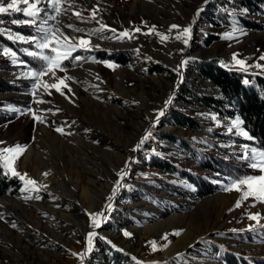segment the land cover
Masks as SVG:
<instances>
[{
	"label": "rangeland",
	"instance_id": "374dc122",
	"mask_svg": "<svg viewBox=\"0 0 264 264\" xmlns=\"http://www.w3.org/2000/svg\"><path fill=\"white\" fill-rule=\"evenodd\" d=\"M39 7L46 10L41 13L46 25L13 24V19L27 17L0 14V29L7 37L8 32L40 35L38 27L59 29L69 37L90 39L91 45L73 53L84 59L64 62L67 71H56V78H73L66 81L71 92L62 89L65 95L34 87L31 72L37 69L16 51L15 62L0 52V81L15 88L0 92V149L24 146L14 166L39 188L22 191L25 181L16 176L19 191L0 197L11 201L0 209V264H110L108 246L145 264H226L228 253L264 258V202L252 196L242 199L247 186H232L238 178L261 175L250 167V160L241 158L250 155L245 145L249 150L257 147L235 129L227 131L235 119L199 100L200 95H222L197 71L199 61L214 59L229 69L264 75V67H256L264 65V30L245 27L240 17L247 12L237 0H63L60 15L48 0H41ZM198 9L203 10L197 16ZM251 18L264 24V14ZM97 21L107 29L89 37V31L99 29ZM172 25L179 27L170 31ZM187 27L190 38L183 34ZM124 31L132 38L118 39ZM211 37L217 40L209 45ZM11 40L23 44V50L40 51L33 42ZM4 48L12 50L0 40ZM122 51L133 53L127 65L97 54ZM45 54L53 55L48 50ZM234 54L245 61L244 67ZM151 63L167 71L150 73ZM41 80L56 82L51 74ZM161 110L164 114L157 121ZM183 118L201 128L182 124ZM240 128L246 131L242 124ZM149 131V138L133 151ZM208 157L220 160L219 171L207 169ZM152 158L169 161L219 188L200 197L196 185L153 167ZM0 160L11 175L7 162ZM121 169L127 175L113 195ZM96 213L103 216L90 215ZM256 214L259 223L249 219ZM89 233H95L92 251Z\"/></svg>",
	"mask_w": 264,
	"mask_h": 264
},
{
	"label": "trees",
	"instance_id": "16d2710c",
	"mask_svg": "<svg viewBox=\"0 0 264 264\" xmlns=\"http://www.w3.org/2000/svg\"><path fill=\"white\" fill-rule=\"evenodd\" d=\"M240 8L247 12L246 17H240L245 27L255 30H264V24L251 18L258 14H264V0H237ZM212 22L215 23L214 19ZM30 32V30H28ZM214 38V39H212ZM0 40L4 42L13 51L20 53L24 61L28 62L32 68L39 70L44 66V62L34 56L27 55L23 50V44L9 39L3 32H0ZM217 40L215 37L209 39L211 45ZM98 56L102 60H111L118 65H127L132 57L131 51H122L117 53L99 52ZM67 62V61H65ZM150 73H164L167 70L163 65L151 63L148 68ZM197 71L205 80L211 81L221 91L222 97L218 95L198 96L199 100L207 107L215 110L222 116L230 119H239L243 122V128L252 137V144L258 149H264V75L251 74L239 69H229L224 67L217 60L199 61ZM247 81V83H245ZM11 83L0 81V92L14 91ZM182 124L190 127L201 128L195 120L183 118ZM169 139H174L168 136ZM179 142L185 143V146L193 151V147L185 140L178 138ZM240 141V140H239ZM197 157V156H195ZM215 157H208L205 165L211 171H219ZM153 167L161 169L170 174H178L198 188V195L204 197L212 195L218 190V186L207 179L200 178L188 171L174 165L164 159L152 158ZM21 187V180L8 173L3 162L0 160V197L16 194ZM108 262L110 264H145L129 258L123 252L108 246ZM226 264H264L262 257H245L235 253H228L225 257ZM148 264V263H146Z\"/></svg>",
	"mask_w": 264,
	"mask_h": 264
},
{
	"label": "snow or ice",
	"instance_id": "6c2138e0",
	"mask_svg": "<svg viewBox=\"0 0 264 264\" xmlns=\"http://www.w3.org/2000/svg\"><path fill=\"white\" fill-rule=\"evenodd\" d=\"M63 0H48L49 5L53 9V11L56 13V15L61 14V7ZM207 2V0H205ZM41 3V0H0V14H9L12 13H23L27 19L18 20L13 19V24H29V25H37V22L40 21L41 24L46 25L47 20L41 19V13L45 12V9H42L39 7ZM23 4L25 7H20L19 5ZM203 9H198L197 16L199 15V12ZM98 9H94L91 12V19L95 20L97 15ZM77 17L83 19L81 17V14L79 12L74 13ZM51 19H55V16H51ZM97 23L100 24L99 29H95L92 31H89L87 35L91 37L92 35H96L98 32H101L105 29H107V25L100 23V21H97ZM0 24H3V21L0 20ZM68 27H72V25H68ZM178 25H172L169 29L170 31L172 29L178 28ZM109 31L115 32V29H108ZM154 30V26L152 29H150V32ZM4 29H0V32H4ZM74 32H83V29L79 28H73ZM136 31H140L139 28L136 29ZM37 32L40 33V35H32L25 37L23 35L19 34H12L11 32H8L9 39L13 40H19L23 41L25 43L33 42L34 47L36 49H39L40 51H28L24 50L27 55L34 56L39 58L40 60L44 61V66H42L39 70L32 71L31 76L35 80L36 85H41L44 89H55L57 92H59L61 95H65L63 92V88H67L69 92H71V88L66 83V81L73 79L72 77L65 76L63 78H56V71H63L66 72L67 68L64 65L65 61H70L72 63L79 62L80 60L84 59L81 56H73V53L76 52L78 49H85L88 50L91 45L90 39H84L83 37H69L64 35L60 32L59 29H56L55 31L52 30V28H46V27H38ZM183 34H186L190 38L191 34V27H187L183 29ZM60 37L63 39V43H60ZM128 37L132 38L131 34L128 31H124L119 33V38ZM177 38H180L179 36ZM227 38H231V34H228ZM161 39H167L165 36H161ZM73 41H76L75 43ZM186 45L188 44V40L185 39L183 41ZM98 47V46H96ZM45 50H48V52L53 53V55L45 54ZM0 52H3L5 55H10L13 59V62H15L16 53L10 49L4 48L0 49ZM236 55L234 54L233 59H236ZM261 60H264V55L260 57ZM94 62L95 58H93ZM183 63H186L183 62ZM236 63L239 64L241 67L245 66V61L236 59ZM108 67L114 68L117 67V65L113 64H107ZM256 67H264V65L257 64ZM51 74V77L55 78L56 82H53L51 84L47 82H43L41 80V77ZM247 83V81H245ZM49 94H51L49 92ZM171 97L168 101H166V104L171 103ZM164 114V111L161 110L157 115V121L159 119V116H162ZM36 120H40L41 118L39 116L34 117ZM215 119V117H213ZM243 122L237 117L235 120L232 121L231 126L228 127L227 131L229 133L233 132L235 129L239 134H242L243 136L247 137L248 139H252L248 135L247 131H244L240 128V125ZM57 131L63 133L62 129H57ZM151 135V132L149 131L147 135L141 138L139 144L136 146V148L133 149V151H136L140 148V146L144 143L145 140L149 138ZM3 143V142H0ZM244 148L246 151H250V155L242 156V159L250 160V167L253 169H259L261 172V175L259 176H248L245 178H238L237 180L232 181V186L236 187L237 190H239L240 185H246L248 190L244 192L242 199H246L249 196H252L256 198L257 200H260L261 202H264V149H257V148H251L248 149V146L245 145ZM25 151L24 146L21 145H15L12 148H2L0 149V159L5 160L6 166L9 167V170L11 172V175L13 176H19L21 180L25 181V188L21 189L22 191L30 190L29 186H31L32 190L39 191V188L37 187V182L31 178H27V173H24L21 175L15 168V161L19 159V156L23 154ZM128 167V165H125V169ZM125 169H121V171L117 174L119 176V180L117 181V187L113 189V195H115L116 191L119 187H122L123 185L120 183L121 180L124 179V177L127 175V172ZM44 175H47L45 173ZM27 178V179H26ZM46 187V185L44 186ZM225 190H231L230 188H226ZM36 199H40L39 196L35 197ZM26 199H31V197H26ZM111 199V197H109ZM240 206V201H237L236 207ZM110 207V206H109ZM94 217L97 216H103V213H96V214H90ZM249 219L256 221L259 223V214L251 215L249 216ZM14 226V225H13ZM94 226L99 227L100 223L96 222L94 220ZM126 236L131 235L128 232L124 233ZM177 235L179 233H176ZM89 248L88 251H92L91 247V241L92 237L95 236V233H89ZM166 238V237H165ZM114 246V245H113ZM153 250H156V243L152 242Z\"/></svg>",
	"mask_w": 264,
	"mask_h": 264
},
{
	"label": "bare ground",
	"instance_id": "6f19581e",
	"mask_svg": "<svg viewBox=\"0 0 264 264\" xmlns=\"http://www.w3.org/2000/svg\"><path fill=\"white\" fill-rule=\"evenodd\" d=\"M11 201H6L4 199H0V209L4 210L8 205H10ZM13 203V202H12Z\"/></svg>",
	"mask_w": 264,
	"mask_h": 264
}]
</instances>
